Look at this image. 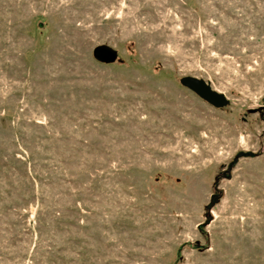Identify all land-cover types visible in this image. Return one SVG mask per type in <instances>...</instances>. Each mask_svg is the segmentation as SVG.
I'll return each instance as SVG.
<instances>
[{
    "label": "rangeland",
    "instance_id": "rangeland-1",
    "mask_svg": "<svg viewBox=\"0 0 264 264\" xmlns=\"http://www.w3.org/2000/svg\"><path fill=\"white\" fill-rule=\"evenodd\" d=\"M0 264H264V0H0Z\"/></svg>",
    "mask_w": 264,
    "mask_h": 264
},
{
    "label": "water",
    "instance_id": "water-1",
    "mask_svg": "<svg viewBox=\"0 0 264 264\" xmlns=\"http://www.w3.org/2000/svg\"><path fill=\"white\" fill-rule=\"evenodd\" d=\"M94 57L100 62L110 63L116 60L117 55L109 47L99 46L94 50ZM181 84L216 108H223L228 103L224 95L214 91L204 80L194 77H184L181 79Z\"/></svg>",
    "mask_w": 264,
    "mask_h": 264
}]
</instances>
